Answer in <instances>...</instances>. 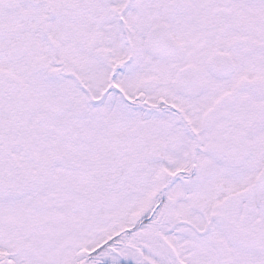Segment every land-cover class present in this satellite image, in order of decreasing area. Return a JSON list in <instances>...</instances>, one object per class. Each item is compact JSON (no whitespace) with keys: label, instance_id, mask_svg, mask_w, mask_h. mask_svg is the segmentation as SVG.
I'll list each match as a JSON object with an SVG mask.
<instances>
[{"label":"snow or ice","instance_id":"snow-or-ice-1","mask_svg":"<svg viewBox=\"0 0 264 264\" xmlns=\"http://www.w3.org/2000/svg\"><path fill=\"white\" fill-rule=\"evenodd\" d=\"M0 264H264V0H0Z\"/></svg>","mask_w":264,"mask_h":264}]
</instances>
